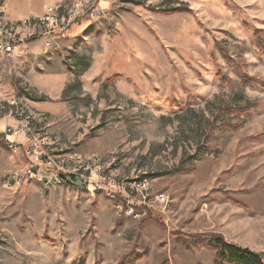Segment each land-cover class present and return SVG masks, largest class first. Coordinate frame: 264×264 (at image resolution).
<instances>
[{"label":"rangeland","instance_id":"1","mask_svg":"<svg viewBox=\"0 0 264 264\" xmlns=\"http://www.w3.org/2000/svg\"><path fill=\"white\" fill-rule=\"evenodd\" d=\"M107 10L51 48L0 55V101L25 99L53 139L98 154L118 182L147 181L135 197L149 214L10 183L27 160L0 144V264H215L214 235L263 255L264 0Z\"/></svg>","mask_w":264,"mask_h":264},{"label":"built area","instance_id":"2","mask_svg":"<svg viewBox=\"0 0 264 264\" xmlns=\"http://www.w3.org/2000/svg\"><path fill=\"white\" fill-rule=\"evenodd\" d=\"M6 2L0 0V55L5 59L26 54L33 40L51 48L73 28L106 18L110 0H55L46 5L42 14H31L22 19L9 16ZM0 122L3 124L0 132L2 145L13 154L24 153L27 160L26 167L12 173L8 182L21 185L40 181L47 186L68 185L95 194L103 193L118 201L131 217L140 219L147 216L146 210L139 212L137 208L151 206L135 197L136 192L146 188L147 181L120 183L108 174L98 154L85 156L70 145L53 139L47 128L37 121L25 99L0 101ZM19 137L25 139L24 144L14 141ZM165 200L163 195L157 197V201L162 203Z\"/></svg>","mask_w":264,"mask_h":264},{"label":"trees","instance_id":"3","mask_svg":"<svg viewBox=\"0 0 264 264\" xmlns=\"http://www.w3.org/2000/svg\"><path fill=\"white\" fill-rule=\"evenodd\" d=\"M172 12H185L184 10H175ZM169 12V13H172ZM36 40H33L31 44L35 43ZM252 106L248 105L245 108L230 110L240 113H245L251 111ZM224 111V110H223ZM222 110L219 111L220 114L223 113ZM2 144V142H0ZM146 210L147 215L149 214L146 208L139 207L137 211L142 212ZM210 246L216 250V260L215 264H264V254L261 256L252 253L250 250L241 248L237 244L229 243L222 236H210L209 238Z\"/></svg>","mask_w":264,"mask_h":264},{"label":"crops","instance_id":"4","mask_svg":"<svg viewBox=\"0 0 264 264\" xmlns=\"http://www.w3.org/2000/svg\"><path fill=\"white\" fill-rule=\"evenodd\" d=\"M55 0H7L6 7L9 16L12 19H22L31 14H42L46 5L54 3ZM44 47L42 42L37 41L31 45L30 48L38 49ZM3 126L0 130L2 132ZM17 143H25V139L23 137H19L15 139Z\"/></svg>","mask_w":264,"mask_h":264}]
</instances>
